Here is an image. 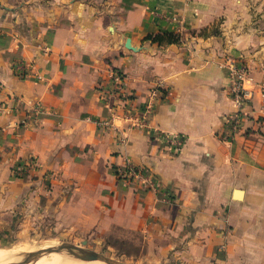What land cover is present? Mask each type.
<instances>
[{
    "label": "crops",
    "instance_id": "0c3cea01",
    "mask_svg": "<svg viewBox=\"0 0 264 264\" xmlns=\"http://www.w3.org/2000/svg\"><path fill=\"white\" fill-rule=\"evenodd\" d=\"M177 14L180 43L148 38ZM229 57L255 92L239 129ZM19 63L45 80L19 77ZM157 82L166 94L137 126ZM261 82L264 0H0V238L92 228L142 239L144 264H264ZM31 159L38 170L15 177ZM127 162L158 190L120 180Z\"/></svg>",
    "mask_w": 264,
    "mask_h": 264
},
{
    "label": "built area",
    "instance_id": "2783aa9c",
    "mask_svg": "<svg viewBox=\"0 0 264 264\" xmlns=\"http://www.w3.org/2000/svg\"><path fill=\"white\" fill-rule=\"evenodd\" d=\"M168 22L172 23L175 26L174 32L181 35L184 31V16L182 14H177L173 16H166ZM222 66L227 67L228 77H229V87L228 91L236 108V111L230 115L229 123L232 124L234 128H240V125L244 120L249 116L248 107L251 106L254 99V90L246 86L247 82L251 80L250 69L240 58L229 57L226 58ZM30 65L24 63H19L16 65V72L19 77H26L30 74H33L37 81H44L45 78L40 73H35ZM111 83L116 91H122L124 76L120 72H112L111 74ZM259 91L261 93L262 105L264 107V82L258 84ZM166 94V89L164 88L162 82H157L154 85L148 96V103L143 111V118L137 120V126L145 127V118L148 117V114L153 111L154 106L161 100ZM112 92L106 91L102 94V100L106 104L110 103V97ZM127 108V106H125ZM43 112L42 107L38 104L34 107L30 116L36 117ZM115 115V113H114ZM115 118V117H114ZM114 118L109 121L106 119L104 122H101L102 126L111 125ZM160 138L162 144L173 153L181 151L183 147L182 137L176 136L171 137L168 134L158 132L156 134ZM38 165L34 159L26 161L24 164L19 167L14 168V176L23 178L24 176L29 175L31 172L37 170ZM115 173L118 177L122 178L125 181L134 182L150 191H157L159 184L157 179L152 176L147 170L135 166L130 162H127L124 167L116 168Z\"/></svg>",
    "mask_w": 264,
    "mask_h": 264
},
{
    "label": "rangeland",
    "instance_id": "374dc122",
    "mask_svg": "<svg viewBox=\"0 0 264 264\" xmlns=\"http://www.w3.org/2000/svg\"><path fill=\"white\" fill-rule=\"evenodd\" d=\"M48 176L51 178L49 174ZM119 179L123 180L120 177ZM117 235V231L105 235L104 232L100 233L92 228L88 230L79 228L65 230L62 227H56V229L50 231L47 226L42 225L41 230L31 232L24 237L12 234L8 238H0V252L7 254L0 259V263L20 264L26 261L31 254L42 250L59 249L68 245L73 247L74 252L78 254L80 251L76 249L80 248L85 252H95L125 264H144V261L142 262L145 253L143 240L139 237H115ZM62 252L68 256L70 255L71 258L74 257L66 249L58 253L63 254ZM50 254H54V252H45L25 264H32L43 255ZM73 259L80 261L79 264H106L102 261H82L76 257Z\"/></svg>",
    "mask_w": 264,
    "mask_h": 264
},
{
    "label": "water",
    "instance_id": "95a60500",
    "mask_svg": "<svg viewBox=\"0 0 264 264\" xmlns=\"http://www.w3.org/2000/svg\"><path fill=\"white\" fill-rule=\"evenodd\" d=\"M68 250V252H70V254H72L73 256H75L76 258L82 260V261H88V262H94V261H102L106 264H125V263H122V262H119V261H116L112 258H109V257H105L101 254H98V253H95V252H85L83 251L82 249L80 248H77L76 250L80 251V253H76L74 252V248L71 247V246H63L59 249H49V250H42V251H39L37 253H34V254H31L29 255L28 259L20 264H25V263H29L31 262L34 258H37L39 257L41 254L45 253V252H61L62 250Z\"/></svg>",
    "mask_w": 264,
    "mask_h": 264
},
{
    "label": "bare ground",
    "instance_id": "6f19581e",
    "mask_svg": "<svg viewBox=\"0 0 264 264\" xmlns=\"http://www.w3.org/2000/svg\"><path fill=\"white\" fill-rule=\"evenodd\" d=\"M6 255H7L6 253L0 252V259L4 258ZM73 258H71L70 255L68 256L64 253L63 254H59V253L56 254L54 252V254L43 255L37 261L32 262V264H79V263H81L80 261L75 260ZM0 264H5V263H0Z\"/></svg>",
    "mask_w": 264,
    "mask_h": 264
},
{
    "label": "trees",
    "instance_id": "16d2710c",
    "mask_svg": "<svg viewBox=\"0 0 264 264\" xmlns=\"http://www.w3.org/2000/svg\"><path fill=\"white\" fill-rule=\"evenodd\" d=\"M150 40H152L153 42L158 43L159 45H162L163 43H168V44H172V43H180L182 40V37L180 34L168 30L165 32H159L153 36H149L148 37ZM20 165H18L19 167Z\"/></svg>",
    "mask_w": 264,
    "mask_h": 264
}]
</instances>
